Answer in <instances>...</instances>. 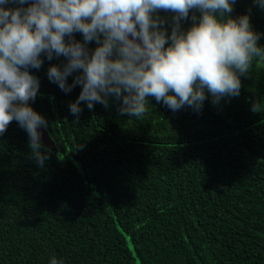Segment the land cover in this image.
Returning <instances> with one entry per match:
<instances>
[{
	"label": "trees",
	"instance_id": "trees-1",
	"mask_svg": "<svg viewBox=\"0 0 264 264\" xmlns=\"http://www.w3.org/2000/svg\"><path fill=\"white\" fill-rule=\"evenodd\" d=\"M157 15L170 35L174 14ZM229 15H248L264 48L259 0H236ZM41 58L28 68L40 84L29 104L63 154L41 141L48 158L40 166L15 120L0 135V264H50L53 256L61 264H264V60L240 75L238 96L214 103L205 90L199 110L176 111L150 97L136 118L121 114L115 95L107 107L81 102L73 115L82 85L65 92L48 76L67 58Z\"/></svg>",
	"mask_w": 264,
	"mask_h": 264
},
{
	"label": "clouds",
	"instance_id": "clouds-1",
	"mask_svg": "<svg viewBox=\"0 0 264 264\" xmlns=\"http://www.w3.org/2000/svg\"><path fill=\"white\" fill-rule=\"evenodd\" d=\"M9 2L0 0V135L17 121L40 166L48 157L38 128L47 122L29 104L40 84L28 68H40L42 54L67 58L63 67L48 70L62 90L82 85L70 105L73 115L81 113V102L107 107L115 95L122 98L121 114L136 118L146 114L150 97L176 111L185 105L199 110L205 90L214 103L238 96L240 75L254 59L264 60L249 16L229 15L236 0H18L28 6L5 7ZM160 11L174 14L170 35ZM197 11L182 30L181 21ZM77 32L83 41L75 39ZM92 41L94 51L87 47ZM73 72L81 74L68 84ZM252 110L260 111L259 103ZM50 264L61 262L53 256Z\"/></svg>",
	"mask_w": 264,
	"mask_h": 264
},
{
	"label": "rangeland",
	"instance_id": "rangeland-1",
	"mask_svg": "<svg viewBox=\"0 0 264 264\" xmlns=\"http://www.w3.org/2000/svg\"><path fill=\"white\" fill-rule=\"evenodd\" d=\"M38 131L41 132V141L51 150L56 152L58 155H62V151L59 149L55 139L51 135L49 129L47 127L41 126L38 128ZM68 154L78 163L80 170L83 172L86 178H89V173L86 165L83 163L81 159V155L74 149H70Z\"/></svg>",
	"mask_w": 264,
	"mask_h": 264
}]
</instances>
